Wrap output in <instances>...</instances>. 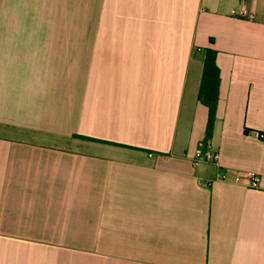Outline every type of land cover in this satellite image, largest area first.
Instances as JSON below:
<instances>
[{
    "label": "crops",
    "instance_id": "obj_1",
    "mask_svg": "<svg viewBox=\"0 0 264 264\" xmlns=\"http://www.w3.org/2000/svg\"><path fill=\"white\" fill-rule=\"evenodd\" d=\"M254 131L264 0H0V264H264Z\"/></svg>",
    "mask_w": 264,
    "mask_h": 264
},
{
    "label": "trees",
    "instance_id": "obj_2",
    "mask_svg": "<svg viewBox=\"0 0 264 264\" xmlns=\"http://www.w3.org/2000/svg\"><path fill=\"white\" fill-rule=\"evenodd\" d=\"M204 70L199 100L209 110L206 137H212L220 97L221 72L217 65L218 52L213 48L204 51Z\"/></svg>",
    "mask_w": 264,
    "mask_h": 264
},
{
    "label": "built area",
    "instance_id": "obj_3",
    "mask_svg": "<svg viewBox=\"0 0 264 264\" xmlns=\"http://www.w3.org/2000/svg\"><path fill=\"white\" fill-rule=\"evenodd\" d=\"M241 14L243 16L248 17L250 20L254 19L253 14H249L246 10H242ZM251 136L258 140L264 142V133L260 131H254ZM221 159V153L214 147L211 141L202 142L199 145V148L194 157V164H214L219 166ZM218 180L225 183H234V184H242L244 180L248 181L249 187L257 188L259 187V177L255 174L247 173L243 175H238L234 178V180L230 179V176L227 173H221L218 175Z\"/></svg>",
    "mask_w": 264,
    "mask_h": 264
}]
</instances>
